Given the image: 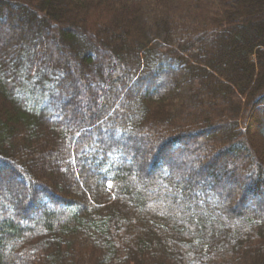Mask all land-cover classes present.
<instances>
[{
	"label": "trees",
	"instance_id": "obj_1",
	"mask_svg": "<svg viewBox=\"0 0 264 264\" xmlns=\"http://www.w3.org/2000/svg\"><path fill=\"white\" fill-rule=\"evenodd\" d=\"M1 41L0 264H264V0H0Z\"/></svg>",
	"mask_w": 264,
	"mask_h": 264
},
{
	"label": "rangeland",
	"instance_id": "obj_2",
	"mask_svg": "<svg viewBox=\"0 0 264 264\" xmlns=\"http://www.w3.org/2000/svg\"><path fill=\"white\" fill-rule=\"evenodd\" d=\"M80 41L82 42V39H80ZM0 44L2 45L3 42L1 41ZM94 58H95L94 60H95L96 62H98V59H99V55H98V53L94 55ZM75 71H76V69L74 68V72H75ZM153 71H155V70L153 69L152 72H153ZM153 76H154L153 79H154L156 82L159 83V80H160L162 77H160L159 74H157V73H156L155 75L153 74ZM152 87H153L152 89L155 88V86H152ZM159 87H160V86H159ZM132 88H133V90H134V92H133V99H135L134 102L136 103V102H137V99H138V96H140V94L143 93L144 87H143V86H138V85L136 86V85H134ZM155 90H156V89H155ZM155 90L151 91V93L154 92ZM81 92H82V91H81ZM263 136H264V133H263ZM166 138H167V137H166ZM216 146H217V148H219L221 145L217 144ZM221 147H222V146H221ZM149 153H152V150H149V151H148V154H149ZM229 161H230V160H229ZM2 185H3V184H2ZM4 185H7L6 181H5Z\"/></svg>",
	"mask_w": 264,
	"mask_h": 264
},
{
	"label": "bare ground",
	"instance_id": "obj_3",
	"mask_svg": "<svg viewBox=\"0 0 264 264\" xmlns=\"http://www.w3.org/2000/svg\"><path fill=\"white\" fill-rule=\"evenodd\" d=\"M155 162H156V160H155Z\"/></svg>",
	"mask_w": 264,
	"mask_h": 264
}]
</instances>
